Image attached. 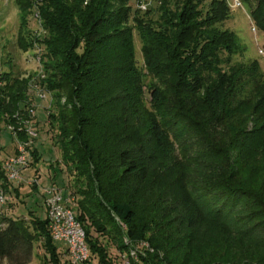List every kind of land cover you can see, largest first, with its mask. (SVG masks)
<instances>
[{
  "label": "trees",
  "instance_id": "16d2710c",
  "mask_svg": "<svg viewBox=\"0 0 264 264\" xmlns=\"http://www.w3.org/2000/svg\"><path fill=\"white\" fill-rule=\"evenodd\" d=\"M241 1L264 36V0ZM131 2L41 0L43 37L26 31L30 35L24 40L34 35L28 42L38 40L44 49L42 84L54 95L48 125L61 162L71 177L79 178L69 194L76 199L74 211L86 232L90 259L85 264L95 259L97 264H112L99 236L116 246L120 263L122 255L146 241L155 254L141 248L138 264H187L188 251L173 255L172 249L184 247L189 236L180 240L175 224L164 233L154 216L168 208L167 194L147 206L149 213L140 222L138 199L131 194L126 198L121 188L112 196L108 172L117 162L120 178L139 176L144 182L148 164L156 161L154 149H170L177 157L169 168L178 174L185 171L180 167L184 162L198 169L205 164L203 186L197 197L188 198L197 210L188 219L191 229L196 228L197 214L226 223L240 206L255 210L264 225V72L257 61L237 62L244 51L237 36L223 28L230 18L228 0L208 5L205 0H159L157 18ZM27 6H21L20 14L28 26ZM135 33L143 46L142 68L135 64ZM25 41L18 43L22 50ZM8 76L9 72L3 74L5 86L0 87V133L7 114L26 113L32 102L25 80L11 86ZM153 78L158 83L147 101L142 90ZM62 93L67 94L64 104ZM112 111L117 113L118 130L100 134L98 129ZM115 139H125L131 147L114 152L110 145ZM140 151L141 157L136 155ZM0 187L9 193L2 162ZM3 220L0 261L29 264L35 245H40L50 255L44 264H62L48 220ZM191 258V264H199Z\"/></svg>",
  "mask_w": 264,
  "mask_h": 264
},
{
  "label": "rangeland",
  "instance_id": "374dc122",
  "mask_svg": "<svg viewBox=\"0 0 264 264\" xmlns=\"http://www.w3.org/2000/svg\"><path fill=\"white\" fill-rule=\"evenodd\" d=\"M40 1L0 0V87L5 86L3 74L9 72L10 76L7 79L10 81L11 86L25 80L28 87L31 84H36L46 91L42 84L45 78L42 67L44 49L38 43V40L34 44H30V40L28 42V38L31 39L34 35L38 39L43 37L41 31L42 20L39 12ZM211 1L205 0V5L210 4ZM236 1L240 4V7H235ZM131 4L132 7L137 8L135 0H132ZM26 5H28L27 7L31 6L28 26L24 25L20 14L21 6L26 7ZM145 6L147 11L153 12L151 16L157 18V11L160 7L159 0H146ZM228 7L230 18L223 25V28L237 36L238 42L244 51V56L238 57L236 59L237 62L257 61L264 72V36L250 19L249 7L241 0H228ZM26 31L34 35H31V38L28 37L25 41L24 39L30 35ZM21 39L26 43V48L23 50L18 44ZM142 48L140 38L135 33V64L138 68H142L144 63ZM157 83V79L153 78L149 79L144 85L142 93L147 101L150 99V93ZM27 93L32 101L28 108L32 106L35 109V116L32 118L31 123L38 133V138L35 140L30 139V149L36 157H33L32 166L23 172V181L11 183L12 188L18 189L19 193L18 196L8 194L10 199L3 209V214L23 220H31L36 217L41 222H45L47 220L44 198L45 189L57 188L67 192L72 189L75 179L79 180V178H73L69 175L66 166L61 162V153L53 144V134L50 132L47 118L48 114L53 110V100L50 101L49 96L45 100L41 99L38 91L33 89ZM51 95L53 99L54 95L52 93ZM66 99L67 94L62 93L61 104L66 103ZM7 100H10V97ZM116 115L117 113L112 111L101 128L98 129V132H106V130L117 131L119 125L117 124L118 121L116 119L118 117ZM6 119L7 121L1 125L0 133V162L2 163L13 156L15 151V143L9 125H17L18 122L30 120L31 117H29L27 109L26 113L16 110L7 114ZM18 119L20 120L18 121ZM192 137L193 135H191ZM191 138H188L186 142L192 140ZM118 141V139L111 141L110 150L118 153L131 147L127 145L124 139L121 142L119 141V144L114 148ZM187 144H191V142H187ZM174 147L178 150L179 144L174 143ZM149 148H152V146ZM153 152L156 161H151L148 164L149 176L144 182L139 176L132 179L120 178L122 171L116 166L117 162L111 165L112 168L108 172L106 181V184L110 185V194L115 196L117 191L119 192V188H121L126 198L128 194L133 195L135 199L137 198L138 221L142 222L149 213L148 207L151 206L155 198L163 192L166 193L167 197L163 200L168 204V208L165 211H160L159 215L154 216L159 218V222L164 228V233L168 231L166 229L172 227V224H175L174 227H176L175 230H177L180 240L187 235L189 236L190 240L185 239L182 243V246L187 248L178 247L172 249L173 255H176V251L177 253L188 251L187 264L192 263L190 261L191 257H194V261L199 264L201 261L202 264H214L215 261L223 262L224 264H264V225L258 213L255 210L240 206L226 223L215 222L201 214H197L195 216L196 228L194 230L191 229L188 219L197 210L193 206V202H188V198H191L189 197L190 194L193 197L198 196L199 190L203 186L201 169L205 164L201 163L203 165L198 169L199 166L187 165L184 162V164H180V167L183 168L184 166L185 171L178 174L175 170L169 168L172 158L177 157L176 153H172L170 149L167 151L158 150L157 148ZM136 155L141 157L143 153L141 151L136 152ZM194 157H197V155H194ZM35 177L39 180L37 190L24 183L33 180ZM117 182L118 184H116ZM20 183H23V185L20 186ZM77 200L80 201L81 198L77 197ZM113 215L116 216L115 214ZM175 219L179 221L177 224ZM92 233L95 237L99 236L94 231ZM99 239L103 245L109 248L112 264H122L120 263L116 246L105 236H99ZM176 240L177 237L174 238V242ZM55 246L58 247L59 254H62L64 251L62 246L58 243H55ZM139 248H145L150 251L149 254H155L154 249L146 241H143ZM143 253L146 254L147 252L143 251ZM163 254L165 256V253ZM173 259L174 257H172ZM45 260H50V255L45 253L40 245H35L33 257L29 264H44ZM93 262L97 264L96 259ZM0 264L11 263L7 260H1Z\"/></svg>",
  "mask_w": 264,
  "mask_h": 264
},
{
  "label": "built area",
  "instance_id": "2783aa9c",
  "mask_svg": "<svg viewBox=\"0 0 264 264\" xmlns=\"http://www.w3.org/2000/svg\"><path fill=\"white\" fill-rule=\"evenodd\" d=\"M145 1L136 0L137 8L140 11H147ZM235 7H240L238 1L235 2ZM31 89L38 91L41 99L45 100L49 96L50 101L53 100L51 92L41 89L39 85L31 84ZM28 115L31 117L30 120L18 122L17 125H9L15 143V153L2 163V170L5 173L6 181L10 184L15 181H23L22 174L31 167L33 160L30 139H37L38 133L31 123L32 118L35 116V109L32 106L28 108ZM21 135L26 137L21 138ZM24 183L31 188L39 187V180L36 177ZM44 193L50 236L55 243L65 246L62 264H85L90 259V253L86 242V232L77 220L74 211L76 199L73 196H67L63 190L57 188L45 189ZM7 203V193L0 187V231L6 226L1 211ZM140 250L138 246L132 248L129 255H122V264H138L140 261Z\"/></svg>",
  "mask_w": 264,
  "mask_h": 264
},
{
  "label": "crops",
  "instance_id": "0c3cea01",
  "mask_svg": "<svg viewBox=\"0 0 264 264\" xmlns=\"http://www.w3.org/2000/svg\"><path fill=\"white\" fill-rule=\"evenodd\" d=\"M15 150V149H14ZM14 153H15V151H14ZM14 155V154H13ZM23 185V183H20V186H22ZM32 189H34V188H32ZM9 193H7V196H8V194L9 195H17L18 196V193H19V190L18 189H14V188H12V185L10 184V188H9V191H8ZM69 191H67V192H65V194L68 196V195H70L69 193H68ZM9 196H8V202H9ZM5 208V206L2 208V211H1V214H2V218H6V217H11V216H9V215H4L3 214V209ZM47 214V213H46ZM61 246H62V248H63V250L65 251V246L64 245H62V244H60ZM64 251L62 252V254H61V257H62V255L64 254Z\"/></svg>",
  "mask_w": 264,
  "mask_h": 264
}]
</instances>
